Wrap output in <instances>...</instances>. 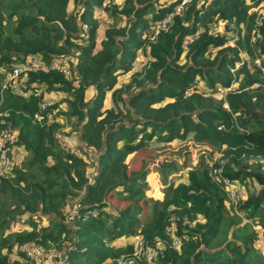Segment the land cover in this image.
<instances>
[{"label":"trees","instance_id":"trees-1","mask_svg":"<svg viewBox=\"0 0 264 264\" xmlns=\"http://www.w3.org/2000/svg\"><path fill=\"white\" fill-rule=\"evenodd\" d=\"M121 1L0 0V128L15 129V146L27 153L0 177V264H22L29 242L63 251L66 264L130 259L136 235L156 247V264H264L255 248L259 239L264 247V14L257 10L264 0H191L157 35L153 24L180 0ZM97 11L110 20L99 48ZM218 20L224 31L213 33ZM138 54L147 60L136 70ZM34 56L47 69L18 79L26 95L19 94L6 74ZM66 56L73 58L67 75L52 67ZM231 86L218 98V87ZM53 93L64 96L37 120ZM59 117L79 131L80 145L64 146ZM186 140L210 146V156L203 152L187 170L164 159L156 166L162 198L149 196L150 170L129 167L128 156ZM212 166L245 189L237 212ZM113 198L120 207L109 204ZM171 217L179 250L165 231Z\"/></svg>","mask_w":264,"mask_h":264},{"label":"built area","instance_id":"built-area-1","mask_svg":"<svg viewBox=\"0 0 264 264\" xmlns=\"http://www.w3.org/2000/svg\"><path fill=\"white\" fill-rule=\"evenodd\" d=\"M113 2H115L113 0ZM191 0H180V2L163 18L157 20L153 24V34L157 35L161 31H165L173 18L177 15H182L185 12V8ZM225 21L218 20L216 23L212 24L213 33H221L224 30ZM83 30L87 31V27L83 25ZM200 31H196L184 38V45H190L193 41L198 38ZM73 60L71 56H66L61 59L56 60L52 67L63 74L67 75L70 70V62ZM260 60L257 59L256 63L259 64ZM38 69L46 70L47 66L45 63L39 60L38 57H27L25 60L19 62L15 67L10 69L6 74V80L9 87L17 91L19 94L26 95L20 87L17 86V81L21 77L27 75L30 71H36ZM233 87H218L217 96L218 98H224L227 92H229ZM192 89L189 90V93ZM39 94V93H37ZM50 95L40 103V109L34 114L37 120L42 119L43 111L51 104L54 103L53 100L49 99ZM227 105L225 104V107ZM54 112V111H53ZM48 119L52 118V112H47ZM17 140V131L15 129H1L0 128V177H6L12 170L13 166V149ZM64 146L66 148H71V145L65 141ZM215 160V159H214ZM212 179L215 180L222 190L225 191L229 205L237 212V205L241 200L246 197V191L244 188L240 187L234 181L229 179L227 176L222 174L221 166H212L211 169ZM76 209L68 213L67 221L71 222L76 216ZM189 226L192 223L188 220H184ZM166 233L171 237L172 246L175 250H179L182 239L177 234V227L174 217L170 218L169 224L165 228ZM133 257L130 259L117 258L114 261L108 262L106 264H156L157 249L156 247L147 245L144 243L142 235H136L133 238ZM65 255L61 250L52 249L50 251L44 250L39 244L35 242H29L23 247V257H21L22 264H66L64 263Z\"/></svg>","mask_w":264,"mask_h":264},{"label":"rangeland","instance_id":"rangeland-1","mask_svg":"<svg viewBox=\"0 0 264 264\" xmlns=\"http://www.w3.org/2000/svg\"><path fill=\"white\" fill-rule=\"evenodd\" d=\"M116 3L121 4V0H115ZM168 0H161L159 3L167 2ZM73 6V3L70 2L69 9L71 10ZM258 12L264 14V5L261 6L260 9H258ZM97 18L100 21V25L97 31V45L99 44L100 40L103 38V32L104 29L110 24L109 18L106 16L105 13L101 11H97ZM124 21L122 22V24ZM147 57L145 55H139L137 56V61L135 62V69L139 70L141 69L145 63H146ZM89 93V92H88ZM87 93V94H88ZM63 94L59 93H53L50 95L49 99L53 100L54 103L59 101L63 98ZM89 96V95H87ZM62 105V104H61ZM61 123H64L65 121L59 117L58 119ZM64 127L61 129L59 133L60 138H64L65 141H67L72 148L76 146L74 142H69V138L66 137V135H72L71 137H74L75 135L72 134L76 130L70 126V123L65 122ZM75 139V138H74ZM211 147L204 144H193L191 140H186L182 142H174L170 144H157L153 143L148 148L140 150L138 153L132 154L130 157H128V163L131 166V168L140 167L141 165H145L149 170L150 174L147 176V181L152 188V190L149 191V194H151L152 197L157 198L160 195L161 188H162V181L159 171L156 170L157 164L161 163L164 159L165 160H174L178 164H184L185 169L187 170L191 168L193 165L197 163L199 160V157L203 152H207L206 155L209 157L208 151L212 150ZM203 149V150H202ZM80 153H84V149L80 150ZM13 154L15 157L18 158V160H23L26 156L25 153L22 151L14 148ZM90 156L93 154L92 152L88 153ZM212 155V154H211ZM88 156V155H87ZM214 159L218 157L216 153L212 155ZM212 157V158H213ZM184 172V171H183ZM182 172V173H183ZM181 173V172H180ZM181 173V174H182ZM250 186H254V188L257 190L260 186L251 183ZM109 204L115 207H120L122 202L118 200L117 198H113L109 201ZM21 220L16 223L17 228L21 227ZM255 248L259 252H264L263 242L261 239H259L258 242L255 243Z\"/></svg>","mask_w":264,"mask_h":264},{"label":"crops","instance_id":"crops-1","mask_svg":"<svg viewBox=\"0 0 264 264\" xmlns=\"http://www.w3.org/2000/svg\"><path fill=\"white\" fill-rule=\"evenodd\" d=\"M114 1H115V0H114ZM115 2H116V1H115ZM262 5H264V3H261L260 6L257 8V10L260 9ZM102 39H103V38H102ZM102 39H101V40H102ZM101 40H100V41H101ZM96 46H97V48H99V47H100V42H99L98 45L96 44ZM139 55H140V54H139ZM263 59H264V56H263ZM128 77H129V74L121 75V76L119 77V84L124 83V82L128 79ZM88 92H89V93H88ZM87 93H88V94H87ZM93 93H94V89H93V87H89V88L86 90V94H85V96H86V100H90L91 97H92V95H93ZM51 95H52V94H51ZM87 95H89V96H87ZM104 106H105V108H109L110 106H112L111 101H110V94H108V95L106 96V100H105ZM72 134H74L75 136H74V137H71L72 135L70 134V136L67 137V138H69V139H68L69 142H72V143L74 142L75 144L80 145L79 131H77V132L74 131V133H72ZM74 138H75V139H74ZM14 148H16V149L22 151L23 153H25V156H27L26 151H24L22 148H20V147H18V146H15ZM86 150H87L88 152H92V153H93V151H92L91 149H86ZM139 151H140V150H139ZM139 151H137V152H135V153H138ZM132 154H134V153H132ZM132 154H130L128 157H130ZM13 156H14V154H13ZM14 158H15V160H16L17 162H20V161H21V160H18V158L15 157V156H14ZM127 163H128V158H127ZM128 166L131 167V166L129 165V163H128ZM149 174H150V173H149ZM150 190H152V188H150ZM149 196H151V194H149ZM154 198H155V197H154ZM161 198H162V196H161V192H160V196H158V197L155 198V199H161Z\"/></svg>","mask_w":264,"mask_h":264}]
</instances>
